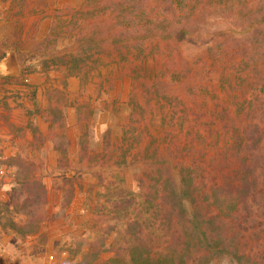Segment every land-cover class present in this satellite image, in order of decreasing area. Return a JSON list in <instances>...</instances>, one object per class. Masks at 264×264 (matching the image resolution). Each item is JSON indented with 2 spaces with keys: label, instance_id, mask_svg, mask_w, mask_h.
Here are the masks:
<instances>
[{
  "label": "rangeland",
  "instance_id": "374dc122",
  "mask_svg": "<svg viewBox=\"0 0 264 264\" xmlns=\"http://www.w3.org/2000/svg\"><path fill=\"white\" fill-rule=\"evenodd\" d=\"M244 1L90 0L83 9L85 0H0V264H134L133 234L155 233L137 179L147 169L138 148L146 137L125 132L140 126L129 121L132 80L108 48L154 36L183 58L202 49L174 44L180 30L195 45L212 41L221 56L264 31V5L249 3L245 14ZM18 166L29 189L15 179ZM41 185L42 220L29 223L23 203Z\"/></svg>",
  "mask_w": 264,
  "mask_h": 264
},
{
  "label": "trees",
  "instance_id": "16d2710c",
  "mask_svg": "<svg viewBox=\"0 0 264 264\" xmlns=\"http://www.w3.org/2000/svg\"><path fill=\"white\" fill-rule=\"evenodd\" d=\"M86 1L83 9L91 5ZM255 1L264 5L244 3ZM255 4L241 11L252 15ZM136 27L143 25L127 24L129 30ZM173 34L174 44L202 49L183 58L153 36L113 40L107 51L112 62L127 65L122 74L132 80L129 121L140 126L125 132L146 137L138 148L147 169L137 179L155 233L133 234L130 261L264 264V31L217 57L212 41L195 45L186 32ZM144 108L155 117L139 113L136 120ZM25 169L18 166L15 179L29 189L20 179L27 177ZM39 199L47 200L43 186L23 203L29 223L42 220ZM12 226L24 233L29 225Z\"/></svg>",
  "mask_w": 264,
  "mask_h": 264
},
{
  "label": "bare ground",
  "instance_id": "6f19581e",
  "mask_svg": "<svg viewBox=\"0 0 264 264\" xmlns=\"http://www.w3.org/2000/svg\"><path fill=\"white\" fill-rule=\"evenodd\" d=\"M9 65H10L12 68H16V67H17V63H16V58H15V56H13V55L9 56Z\"/></svg>",
  "mask_w": 264,
  "mask_h": 264
},
{
  "label": "water",
  "instance_id": "95a60500",
  "mask_svg": "<svg viewBox=\"0 0 264 264\" xmlns=\"http://www.w3.org/2000/svg\"><path fill=\"white\" fill-rule=\"evenodd\" d=\"M11 55L15 56L14 53H11L10 56H11ZM8 65H9V62H8ZM9 67H10V65H9ZM11 69H12L14 72H15V71H18V68H17V67H16V68H11Z\"/></svg>",
  "mask_w": 264,
  "mask_h": 264
},
{
  "label": "crops",
  "instance_id": "0c3cea01",
  "mask_svg": "<svg viewBox=\"0 0 264 264\" xmlns=\"http://www.w3.org/2000/svg\"><path fill=\"white\" fill-rule=\"evenodd\" d=\"M17 61V60H16Z\"/></svg>",
  "mask_w": 264,
  "mask_h": 264
}]
</instances>
